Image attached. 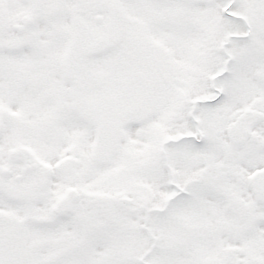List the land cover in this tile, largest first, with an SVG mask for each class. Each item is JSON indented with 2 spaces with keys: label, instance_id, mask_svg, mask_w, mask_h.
Instances as JSON below:
<instances>
[{
  "label": "snow or ice",
  "instance_id": "snow-or-ice-1",
  "mask_svg": "<svg viewBox=\"0 0 264 264\" xmlns=\"http://www.w3.org/2000/svg\"><path fill=\"white\" fill-rule=\"evenodd\" d=\"M0 264H264V0H0Z\"/></svg>",
  "mask_w": 264,
  "mask_h": 264
}]
</instances>
